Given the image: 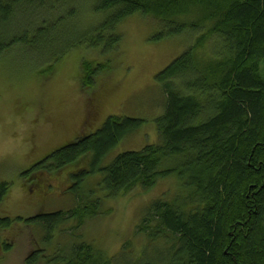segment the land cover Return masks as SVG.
<instances>
[{
    "label": "trees",
    "instance_id": "obj_1",
    "mask_svg": "<svg viewBox=\"0 0 264 264\" xmlns=\"http://www.w3.org/2000/svg\"><path fill=\"white\" fill-rule=\"evenodd\" d=\"M83 1L0 0V57L15 49L35 56L50 52L51 58L32 60L53 72L82 46L106 56L117 51L125 21L152 15L159 40L183 38L187 46L156 78L166 98L157 121L160 140L104 164L142 125L110 117L99 132L75 139L22 175L43 204L59 186L77 197L86 179L103 173L97 199L95 191L86 193L95 202L81 207L82 198L79 209L68 213L1 218L0 230L18 222L38 226L51 246L67 231L61 226L71 221L79 229L102 204L174 175L179 186L173 197L143 210L137 232L148 242L138 253L125 245L110 256L94 243L69 248L68 242L56 247L54 257L47 248L36 250L26 264H264V0H92L91 10L103 19L86 30L79 21ZM78 29L90 36L75 38ZM110 65L84 61L83 89L91 91ZM10 185L0 184V205Z\"/></svg>",
    "mask_w": 264,
    "mask_h": 264
},
{
    "label": "rangeland",
    "instance_id": "obj_2",
    "mask_svg": "<svg viewBox=\"0 0 264 264\" xmlns=\"http://www.w3.org/2000/svg\"><path fill=\"white\" fill-rule=\"evenodd\" d=\"M91 4L92 0L79 4L83 9L79 18L83 30L103 19L93 13ZM83 30L78 29L75 38L90 36ZM159 32V22L152 15L133 16L119 28L122 41L117 51L106 56L82 46L69 52L53 72L32 60L51 58H47L52 55L50 52L35 56L15 49L0 57V184H11L9 196L0 205V219H31L39 214L76 211L80 207L77 202L82 198L81 207H87L91 200L95 202L100 192L94 189L102 183L103 173L84 181V194L79 192L77 197L72 196L67 194L68 189L65 191L64 186H59L60 190L51 192L43 204L38 195L24 186L26 181L22 175L75 139L99 132L110 117L140 120L142 125L108 156L104 164L124 152L158 144L157 121L164 114L166 98L156 78L187 48L183 38L159 40ZM84 61L111 64L109 71L99 75L91 91L83 89ZM82 162V159L78 162L76 171L82 167ZM171 163H165L164 167ZM178 186L179 181L173 175L158 180L150 190L137 188L133 193L102 204L98 215L79 229H75L77 222L71 223L73 227L71 221L61 226L59 231H67L61 233L62 239H53L55 243L51 246L45 241V231L38 226L18 222L14 228L2 229L0 264H26L31 254L45 248L50 257L55 254L56 247L68 242L69 248L75 243H94L110 256H117L125 245L138 253L143 243L148 242L145 235L137 232L143 210L158 199L172 198ZM93 191L96 192L95 200L86 195ZM5 244L10 246L7 252L3 249ZM40 264H46V260Z\"/></svg>",
    "mask_w": 264,
    "mask_h": 264
},
{
    "label": "flooded vegetation",
    "instance_id": "obj_3",
    "mask_svg": "<svg viewBox=\"0 0 264 264\" xmlns=\"http://www.w3.org/2000/svg\"><path fill=\"white\" fill-rule=\"evenodd\" d=\"M41 164H42V162H41Z\"/></svg>",
    "mask_w": 264,
    "mask_h": 264
}]
</instances>
